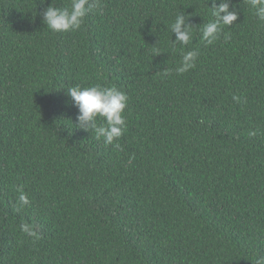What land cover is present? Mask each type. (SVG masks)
I'll return each instance as SVG.
<instances>
[{"label": "trees", "instance_id": "16d2710c", "mask_svg": "<svg viewBox=\"0 0 264 264\" xmlns=\"http://www.w3.org/2000/svg\"><path fill=\"white\" fill-rule=\"evenodd\" d=\"M220 2L101 0L80 29L53 32L40 15L53 0H0V264L264 258V21L229 0L238 19L208 44ZM181 12L187 45L170 27ZM77 85L127 94L120 149L76 128Z\"/></svg>", "mask_w": 264, "mask_h": 264}, {"label": "clouds", "instance_id": "9594fccd", "mask_svg": "<svg viewBox=\"0 0 264 264\" xmlns=\"http://www.w3.org/2000/svg\"><path fill=\"white\" fill-rule=\"evenodd\" d=\"M46 2V0H44ZM247 3L255 10L254 15L261 21H264V0H247ZM101 8V0H71L70 5L64 7L48 6L40 14L44 24L53 32H67L80 29L84 18L95 10ZM214 20L205 24L202 31V39L208 44H212L221 33V26H231L238 19V13L230 10L229 0H222L218 5L212 4ZM192 24L183 12L178 14L174 22L170 25L172 33L176 39L173 43L187 45L191 39ZM225 40L231 38V34L224 36ZM198 57L197 51H188L183 54L180 66L176 72L183 74L195 67ZM165 74L167 72L165 71ZM68 95L74 101L78 108L76 116V128L83 131L95 133L97 139H103L104 144L113 145L120 149L121 145L114 143L126 131V121L124 110L127 107L128 96L125 92L115 86L102 87L100 85L81 87L79 85L68 88ZM233 100L241 102V97L233 96ZM103 118L102 123L98 119ZM250 136L257 135L256 131H250ZM134 157L130 158L131 163ZM18 193L17 204L20 207L30 204L28 195L24 191V186H17ZM20 230L30 237L38 240L40 234L34 230L32 225L23 223ZM255 264H264V258L255 261Z\"/></svg>", "mask_w": 264, "mask_h": 264}]
</instances>
